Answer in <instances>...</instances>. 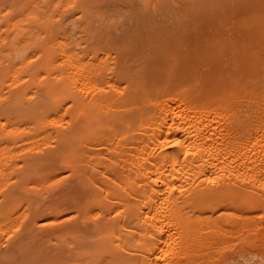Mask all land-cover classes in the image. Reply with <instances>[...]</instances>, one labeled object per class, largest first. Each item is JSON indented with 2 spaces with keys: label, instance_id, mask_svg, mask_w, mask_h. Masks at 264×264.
I'll list each match as a JSON object with an SVG mask.
<instances>
[{
  "label": "bare ground",
  "instance_id": "bare-ground-1",
  "mask_svg": "<svg viewBox=\"0 0 264 264\" xmlns=\"http://www.w3.org/2000/svg\"><path fill=\"white\" fill-rule=\"evenodd\" d=\"M0 264H264V0H0Z\"/></svg>",
  "mask_w": 264,
  "mask_h": 264
}]
</instances>
